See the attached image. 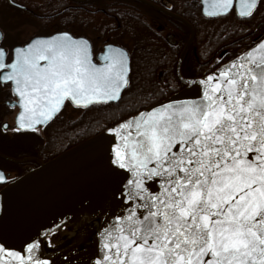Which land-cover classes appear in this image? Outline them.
Wrapping results in <instances>:
<instances>
[{
    "label": "snow or ice",
    "instance_id": "1",
    "mask_svg": "<svg viewBox=\"0 0 264 264\" xmlns=\"http://www.w3.org/2000/svg\"><path fill=\"white\" fill-rule=\"evenodd\" d=\"M257 3L241 0L240 14L251 16ZM231 5L213 2L221 11ZM254 51L200 81V102L162 105L118 126L113 162L134 174L133 206L105 230L104 264H264V57ZM109 52L97 67L88 42L67 33L15 48L11 63L0 48V82L14 85L19 128L50 119L66 98L118 99L126 54Z\"/></svg>",
    "mask_w": 264,
    "mask_h": 264
},
{
    "label": "flooded vegetation",
    "instance_id": "2",
    "mask_svg": "<svg viewBox=\"0 0 264 264\" xmlns=\"http://www.w3.org/2000/svg\"><path fill=\"white\" fill-rule=\"evenodd\" d=\"M261 1L251 16L239 17L234 3L227 15L207 18L203 14V0H0V48L8 52L6 62L11 63L15 48L26 47L36 39L67 33L73 39H83L90 44L97 64L100 63L98 55L105 47L113 46L125 50L132 65L133 55L140 54L144 47L148 46L158 57V48L183 45L179 60L186 51L181 73L188 71L187 74L192 75L190 79H197L186 59L199 58L203 40L199 41V48H194L197 36L190 18L201 24L205 19L235 17L239 23L252 24ZM191 30L194 37L189 43ZM229 50L224 54H229ZM16 101L14 85L0 82V170L7 175L6 184L49 161L43 157L46 153L43 151H51L48 150L49 133L53 126L51 134L69 124L70 131L61 138L75 135L72 124L77 122L76 118H69L65 111L79 110L67 100L62 111L46 125L28 130L19 128L18 116L22 109L13 107ZM5 185H0V190Z\"/></svg>",
    "mask_w": 264,
    "mask_h": 264
},
{
    "label": "water",
    "instance_id": "3",
    "mask_svg": "<svg viewBox=\"0 0 264 264\" xmlns=\"http://www.w3.org/2000/svg\"><path fill=\"white\" fill-rule=\"evenodd\" d=\"M213 2L214 0H203V14L207 18H218L227 15L231 11L234 3H236L238 16L247 17V15L242 16L240 14L242 11L241 0H232V5L227 11L214 8ZM191 32L192 36L189 43L192 42L194 37L192 30ZM61 36L63 34L36 40L51 41ZM262 43H264V40L238 57L245 56L248 52L255 50L253 56L259 61L261 57H264V49L259 47ZM110 49L115 50L119 48L113 46L105 47L104 52L98 55L100 63L97 64L93 60L91 46L89 44L91 62L97 67H103L107 63L104 57L110 54ZM119 50L126 54L125 66L127 73L125 78L128 82L122 85L118 99H93L91 102L81 100L77 104L70 98H66L60 105L59 110L50 119L44 120L40 124L33 125L32 127H24L23 129L32 130L46 125L61 112L67 100H70L77 108H88L93 105L119 102L122 94L129 86L131 73V61L128 53L125 50ZM185 51L182 54V58ZM182 58L179 61L177 75L187 86L170 98L140 113L149 112L152 109H160L162 105L172 104L173 106H180L198 103L202 100L204 86L200 81L204 80L208 75L196 80L183 79L180 74ZM234 60L221 66L211 74L217 73L218 70L231 64ZM41 63L45 62L41 61ZM140 113L76 145L56 158L32 169L11 183L6 184L8 181L7 175L0 170V177H2L0 179V185L6 184L0 190V248L4 249L3 252H0V264H18L19 260L14 256H10L9 253H19L20 256H24L29 251V247L34 245L35 240L49 229L60 215L69 209L76 208L84 204L87 200H90V198H94L92 203L87 207L78 209L72 214L73 216L76 212L84 211V214H81L82 216L78 218L80 221H84L87 217L98 216L97 213L91 216V213L99 203L105 199H112L108 206L113 205L116 203L118 197L128 191L131 187L128 182L134 179V174L128 168H120L118 164L113 162L116 159L115 152L123 144L120 134L121 130L118 126L126 121L132 120L134 117H139ZM78 221L73 222L78 223Z\"/></svg>",
    "mask_w": 264,
    "mask_h": 264
},
{
    "label": "trees",
    "instance_id": "4",
    "mask_svg": "<svg viewBox=\"0 0 264 264\" xmlns=\"http://www.w3.org/2000/svg\"><path fill=\"white\" fill-rule=\"evenodd\" d=\"M251 20L252 24L251 22L239 23L240 21H237L235 17H228L217 20L205 19L200 24L198 20L190 18L189 21L193 23L197 36V43L194 48H199V41L203 40L199 58L186 59V62L191 64L194 75L199 78L209 75L221 65L228 63L264 39V23L261 26L258 24L264 21V0L259 4L258 10ZM226 49H230L229 54H224ZM182 50L183 45L158 48L159 56L157 57L155 52L147 46L143 48L140 54L133 55L130 85L121 100L115 104L95 105L88 109L79 110L81 114L76 118V121L77 119H84L82 125H85L84 122H91L92 126L89 132L78 142H75L73 146L104 132L184 89L185 86L177 77V65ZM139 58L141 59L139 60ZM86 119L87 121H85ZM66 140L68 139L61 138V144H63L61 147L65 146ZM66 148L67 146L59 151L60 153L56 156H53V151H43L46 152L43 157L47 160L53 159L69 149ZM146 187L150 188L147 183ZM111 200L105 199L99 203L93 209L91 216L106 208ZM132 206L133 201L131 200L128 204H123L124 208L111 219L106 230H111L115 224L121 222L128 215V210Z\"/></svg>",
    "mask_w": 264,
    "mask_h": 264
},
{
    "label": "rangeland",
    "instance_id": "5",
    "mask_svg": "<svg viewBox=\"0 0 264 264\" xmlns=\"http://www.w3.org/2000/svg\"><path fill=\"white\" fill-rule=\"evenodd\" d=\"M140 59L141 58H139V60ZM187 73H188V71H187ZM187 73L183 71L182 77L185 80H190L192 75H189ZM65 112H67V116L69 118H73V119L77 118L81 114V112L79 110H75L73 112H69L67 110ZM81 120L77 119V122L72 124L73 129H76L75 135H71V136L66 135V136L70 137L68 140H66V144L64 146V147L67 146L66 149H68V148L70 149V147L71 148L74 147L73 146L74 143L78 142V140L82 139L85 136V134H87L89 132L90 127L92 126V123L91 122H84L85 125H82V122L84 119L82 121ZM85 121H87V119ZM69 127H71V125L68 124V125H64L61 128L55 129V131H53V132H55L56 134L53 133L54 135L51 134V131L53 130V128H55V126H53V128H51L50 133H49L50 139H49L48 150H51L54 152L53 156H56L57 154L60 153L59 151H62L64 149V147H61V146H63V144H61L62 143L61 136L65 132L70 131ZM51 151H49V152H51ZM146 183H147V186H150V190L153 193L159 191V184L156 183L155 181H148ZM127 193H128V191L125 192L124 194H122L121 195L122 199L119 200L116 204H114L111 208H108V210L100 212L98 214V216H96V217L107 216V219L102 224V227L99 229V231H98V233L94 239L95 249H96V246L98 247V250L100 247L103 248V244L106 242L105 237H104L105 236V230H106L109 222L111 221L110 219H112L121 209L124 208L123 204L129 203L130 199L128 198ZM141 211H143V210L141 209ZM81 214H84V211L76 212L64 227L59 226L55 229H47L46 232L42 233L37 238V240H35L34 245L40 244L41 241H43L46 244V248L40 249V252L37 253V259L42 260V261H50V263H51L52 260L59 261V260H64V258L70 259L77 252L79 247L82 246L86 242V240L88 239V236H87V233L79 234L74 239H71V234L74 233L75 231H78L81 227H84L86 224L90 223L92 220H94L96 218V217L95 218L93 217L92 219H90L91 217H87V221H85L86 220L85 219L83 222H80V224H82V225H80V226L74 225L70 228L68 226V224L69 223L71 224L73 221H78L79 220L78 218L80 216H82ZM84 216L86 217V215H84ZM70 242H72V243H70ZM47 251L50 252V255L48 257L42 258V255ZM96 253H97V250H96ZM102 254H103V252H102ZM103 256H101L99 258V261L97 260V262H101V264H103L104 263L102 260ZM50 263H48V264H50Z\"/></svg>",
    "mask_w": 264,
    "mask_h": 264
},
{
    "label": "bare ground",
    "instance_id": "6",
    "mask_svg": "<svg viewBox=\"0 0 264 264\" xmlns=\"http://www.w3.org/2000/svg\"><path fill=\"white\" fill-rule=\"evenodd\" d=\"M93 199L94 198H90V200H87L84 204L76 208L73 207L68 211L64 212L54 221V223L50 226L49 229H55L59 226L64 227V225L67 223V221L75 211L87 207L89 204L92 203ZM106 218L107 216L97 217L95 220L91 221L90 223L86 224L84 227H81L78 231H75L74 233L71 234V239H74L79 234L87 233L88 239L82 246L79 247L77 252L70 259L64 258V260H59V261L52 260L51 263L50 261L47 262L50 264H97L94 239L99 229L101 228L103 222L106 220ZM43 248H46V244L43 241H41L40 244H36L35 247L32 248L31 251H28L23 257L27 259V257L31 256L32 261H34L37 259V253H39L40 249ZM49 255L50 252L47 251L42 255V258L48 257ZM32 261H28V264H32ZM18 264H20V261Z\"/></svg>",
    "mask_w": 264,
    "mask_h": 264
}]
</instances>
